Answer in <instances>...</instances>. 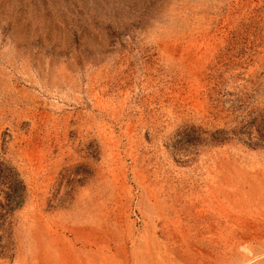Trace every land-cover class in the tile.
<instances>
[{
    "label": "rangeland",
    "instance_id": "374dc122",
    "mask_svg": "<svg viewBox=\"0 0 264 264\" xmlns=\"http://www.w3.org/2000/svg\"><path fill=\"white\" fill-rule=\"evenodd\" d=\"M0 264H264V0H0Z\"/></svg>",
    "mask_w": 264,
    "mask_h": 264
},
{
    "label": "trees",
    "instance_id": "16d2710c",
    "mask_svg": "<svg viewBox=\"0 0 264 264\" xmlns=\"http://www.w3.org/2000/svg\"><path fill=\"white\" fill-rule=\"evenodd\" d=\"M22 187L21 180L14 175L8 185H6V190L0 188V193H3V197L9 200L10 209L20 200L19 192ZM2 214L0 213V229H2Z\"/></svg>",
    "mask_w": 264,
    "mask_h": 264
}]
</instances>
